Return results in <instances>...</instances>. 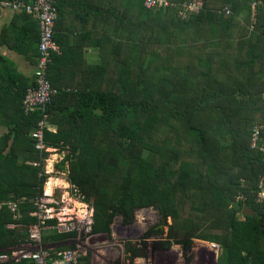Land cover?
Segmentation results:
<instances>
[{
	"label": "trees",
	"instance_id": "trees-1",
	"mask_svg": "<svg viewBox=\"0 0 264 264\" xmlns=\"http://www.w3.org/2000/svg\"><path fill=\"white\" fill-rule=\"evenodd\" d=\"M168 1L165 9H146L143 0L97 6L96 16L110 26L107 65L103 59L61 67L65 51L52 54L47 78L57 94L46 114L55 131L44 130V142L66 152L55 167L68 164L67 182L92 209L91 233L110 234L114 217L129 224L136 210L153 208L161 225L172 220L165 245L173 240L189 250L197 239L222 250L220 264H264V202L257 201L264 177V0H202L184 19L179 6L191 0ZM61 3L54 0L56 25ZM30 54L37 62L38 49ZM64 70L72 77L62 78ZM34 86V76L24 78L0 57V125L7 128L0 137V204L25 198L19 218L0 207V253L23 244L38 223L30 214L47 176L43 163L29 164L41 159L29 135L42 114L21 108ZM245 207L253 215L243 214ZM80 264L93 263L87 254Z\"/></svg>",
	"mask_w": 264,
	"mask_h": 264
},
{
	"label": "rangeland",
	"instance_id": "rangeland-1",
	"mask_svg": "<svg viewBox=\"0 0 264 264\" xmlns=\"http://www.w3.org/2000/svg\"><path fill=\"white\" fill-rule=\"evenodd\" d=\"M244 16L243 11L239 19L242 20ZM161 51L164 53L160 48L159 52ZM43 154L42 160L38 161L43 163V166L46 165L45 168L42 166V170L47 178L43 185V201L35 207L33 213H36L39 226H42L46 219H53L56 224L45 226L39 244L31 243L27 235V240L21 245L27 251L40 247L55 250L57 246L70 245L73 248L65 249H77L81 255L88 254L90 260L98 264H220L222 250L211 242L195 239L189 250L173 240L165 245L168 240V226L172 224V220L168 218L167 224L161 225L160 216L153 208L136 210L134 220L129 224H123L120 216L114 217L110 234L91 233L89 227L92 224V209L80 201L77 191L67 182L68 164H65L62 171L55 167L66 152L54 149L48 154ZM44 158H48V161H44ZM18 160L21 162L22 158ZM49 178H54L62 184L55 185L51 195L45 196L44 186ZM81 203L85 205L82 207ZM186 206L188 207L187 204L183 205ZM238 216L241 217L240 214ZM157 230H161L162 234H158ZM57 233H75V236L59 242L43 239ZM175 233L177 235L176 230Z\"/></svg>",
	"mask_w": 264,
	"mask_h": 264
},
{
	"label": "built area",
	"instance_id": "built-area-1",
	"mask_svg": "<svg viewBox=\"0 0 264 264\" xmlns=\"http://www.w3.org/2000/svg\"><path fill=\"white\" fill-rule=\"evenodd\" d=\"M169 4L168 0H143V6L146 9H165ZM256 7L257 3L253 2L251 4L252 21H254ZM0 8H9L32 15L36 17L39 22V41L37 44L38 57L33 74L35 86L26 90L21 108L26 115L37 111H40L42 114V118L39 120L37 127L29 136L33 140L34 150L40 153V156H43V153L48 154L51 150H54L45 144L44 130H49L46 108L51 104L53 98L57 94V90L52 87L47 78V67L51 62V56L53 53L58 52V47L54 41V26L57 19V10L53 0H32L30 2L21 0H0ZM201 8L202 0H191L190 2L182 3L179 6L178 16L184 19L187 13H198ZM224 10L226 13H229L227 8H224ZM257 135L258 129L255 128L252 147L256 146ZM261 149L264 151V145L261 146ZM42 156L40 160H42ZM44 161H48V158H44ZM29 164L38 167L41 162L32 161L29 162ZM45 167L46 165L43 166V168ZM45 196L49 195L45 194ZM42 197L43 195L34 201L35 207L43 201ZM236 199L240 200L242 197L239 195ZM257 201L264 202V177H262L258 183ZM24 202L25 198L9 200L7 202H2L0 207L3 205L6 206L14 218H19V205ZM30 216H36V213H31ZM39 225L40 224H36L29 227L28 239L31 243H41L43 230L46 228L44 225ZM23 247H15L8 252L0 253V264H11L21 261H29L34 264H80V258L83 256L77 249L55 251L54 249L48 250L40 247L33 251H27V249Z\"/></svg>",
	"mask_w": 264,
	"mask_h": 264
},
{
	"label": "crops",
	"instance_id": "crops-1",
	"mask_svg": "<svg viewBox=\"0 0 264 264\" xmlns=\"http://www.w3.org/2000/svg\"><path fill=\"white\" fill-rule=\"evenodd\" d=\"M111 3L112 0H62V17L58 19L57 25L55 24L56 30L54 29V41L58 47L55 54L66 55L61 67L97 66L102 64L103 59L107 65V57L108 63L110 62L111 42L107 40L110 26H107L106 18L102 23V19L96 16V8L97 6L106 8ZM38 40L39 22L36 17L13 9L0 8V57L8 59L24 78L33 77L36 61L31 60L30 53L32 49L37 50ZM14 44L27 52L30 58L13 50L10 45ZM108 67H111V64ZM69 77L72 76L64 70L62 78ZM76 77L77 74L75 79ZM49 125V130L54 132L55 126ZM6 131L7 128L0 125V136Z\"/></svg>",
	"mask_w": 264,
	"mask_h": 264
},
{
	"label": "bare ground",
	"instance_id": "bare-ground-1",
	"mask_svg": "<svg viewBox=\"0 0 264 264\" xmlns=\"http://www.w3.org/2000/svg\"><path fill=\"white\" fill-rule=\"evenodd\" d=\"M51 162H52V161H51ZM50 165H51V164H50ZM48 168H49V167H48ZM57 184L60 185V184H62V183L59 182V181H56L54 178H49V179L47 180L45 186H44V192H45V194H47V195H51L54 186L57 185ZM81 205H82V207H83V205H85V204H82V203H81ZM81 205H79V207H81Z\"/></svg>",
	"mask_w": 264,
	"mask_h": 264
},
{
	"label": "water",
	"instance_id": "water-1",
	"mask_svg": "<svg viewBox=\"0 0 264 264\" xmlns=\"http://www.w3.org/2000/svg\"><path fill=\"white\" fill-rule=\"evenodd\" d=\"M243 214H245V215H253V211L250 210L249 208L245 207L243 209ZM89 230L91 231V226L89 227Z\"/></svg>",
	"mask_w": 264,
	"mask_h": 264
}]
</instances>
